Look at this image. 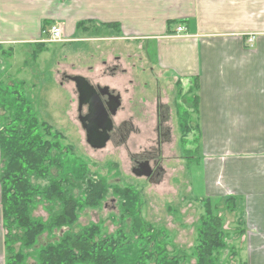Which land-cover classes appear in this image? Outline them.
Masks as SVG:
<instances>
[{"label": "rangeland", "instance_id": "obj_1", "mask_svg": "<svg viewBox=\"0 0 264 264\" xmlns=\"http://www.w3.org/2000/svg\"><path fill=\"white\" fill-rule=\"evenodd\" d=\"M101 1V4H97L92 0L89 2L36 0L34 7L43 18L66 20L64 24L72 39H67L64 35L67 42L49 43L45 52L37 54L36 58L33 57V52L36 50L35 43H14L9 45L10 48L3 46L0 50V84L4 86L11 81H23L22 93L29 101L32 111L41 122L51 125L53 130L64 135L65 141L62 143L71 147L73 156L81 158L93 173L107 178L109 182L140 190L143 218L156 228L167 231L171 241L169 250L173 245L175 250L190 254L195 240L197 221L202 214L198 200L206 196L203 190L205 181L203 182L202 166H208L211 159L220 158L219 153L212 152L210 137L204 138L205 148L202 149L200 143H192L195 140L192 132L188 136L191 143L185 147L192 154H185L178 145L177 119L174 114L171 115L168 105H171L172 85L178 76L176 70H184L191 66L190 53L186 51L182 53L181 50L178 63L172 64L174 69H166L167 71L164 72L165 70L159 69L156 64L157 45L162 40L135 37L133 35L136 33H131L129 30H138L143 34L156 32L159 24L161 27L164 26L167 10L158 8L155 11V17L152 15L149 20L154 21L152 18H156L157 21L154 28H151L139 17H123L115 4ZM154 6L160 5L154 0ZM147 12L141 7L136 11L143 16ZM114 17L122 18L124 26L120 25L121 28L86 26L83 28L84 31L77 28V24L83 20L93 19L96 23H102L105 18L112 20ZM8 18L15 24L14 17L8 16ZM43 37L44 34L40 35L38 40ZM2 51L6 52L2 54ZM107 52L113 56H122L121 66L123 69H133V79L136 84L127 94L117 91L122 100L123 97L127 98L133 93V101H122L118 110L123 112L120 117L129 118L120 120L119 116L113 117L114 133L111 141L101 150H92L86 143L84 131L77 119L74 85L63 79V75H75L81 71L83 75H87V68L100 64ZM189 79H182L185 90L188 89ZM156 94L163 103L168 102L166 106L169 119L164 121V125L169 133L167 139L160 145V152L157 148L158 136L155 130L157 118L154 112V96ZM140 100H145L147 104L135 105ZM195 115L191 113L192 121ZM119 124L123 132L122 141L117 132L120 130ZM192 156L194 158H190ZM135 160H148L152 166L156 161L163 171L155 180L137 178L131 172ZM219 188L224 192L223 182ZM219 197L225 198L227 195ZM220 210L224 218L223 228L232 235V242L225 241L231 243L237 251L236 258L230 260V264L247 262L251 257L246 250L249 248L242 247L239 255L240 240L233 239V230L240 214L238 211L227 213L223 207H220ZM115 212V201L109 198L102 209L83 212L76 229L90 222L104 220L103 232H113L115 225L111 224L108 216ZM34 216L43 219L47 217L41 207L35 210ZM47 242H50V239H46L45 236L40 237L36 248ZM225 256L228 260V252ZM189 258L186 264H194ZM28 264L33 263L29 261Z\"/></svg>", "mask_w": 264, "mask_h": 264}, {"label": "trees", "instance_id": "obj_2", "mask_svg": "<svg viewBox=\"0 0 264 264\" xmlns=\"http://www.w3.org/2000/svg\"><path fill=\"white\" fill-rule=\"evenodd\" d=\"M49 24L43 21L41 27L45 29ZM84 24L78 23L77 28ZM171 24L169 21L168 29ZM47 45L41 41L35 43L33 57L45 52ZM189 82L187 90L181 79L174 83L178 145L185 154H192L185 148L191 143L188 136L192 132L195 137L192 143H200L195 135L198 125L191 119V113L198 110L199 87L195 78ZM23 86V81L0 84V223L4 264L29 261L33 264H186L188 257L194 264H230L236 258L235 247L225 241L232 242V235L223 228L220 207L227 213L240 214L233 230V239L240 240L245 234L241 199L200 198L202 214L190 254L175 250L173 245L169 250L171 241L167 231L143 218L142 192L109 182L93 173L81 158L73 156L71 147L62 143L64 135L34 114L22 93ZM109 198L115 201L116 208L108 216L115 225L113 232H103L104 220L76 229L83 212L102 209ZM38 207L46 213V219L34 216ZM43 236L50 242L36 248Z\"/></svg>", "mask_w": 264, "mask_h": 264}, {"label": "crops", "instance_id": "obj_3", "mask_svg": "<svg viewBox=\"0 0 264 264\" xmlns=\"http://www.w3.org/2000/svg\"><path fill=\"white\" fill-rule=\"evenodd\" d=\"M35 1L0 0V47L10 48V44L20 42L38 43L55 23L62 24L65 37L72 39L64 24L66 20L43 18L36 12ZM92 1L102 3L101 0ZM103 2L115 4L123 17H139L151 28L157 21L156 18L149 20L152 15L155 17V11L158 8L167 10L166 16L163 14L165 24L162 27L159 24L156 32L129 31L136 33L135 37L162 40L157 45L156 64L164 72L174 69L172 64L178 63L181 50L182 53H190L191 66L177 69L175 81L197 80L198 110L193 120L198 125L196 134L202 149L205 148L204 138L210 137L212 152L220 156L209 160L208 166H202L205 197L227 195L241 199L245 234L240 239L239 255L245 246L251 254L247 262L241 263L264 264V0H155L160 6H154V0ZM139 7L148 11L147 14H137ZM8 16L14 17L15 24ZM109 19L105 18L102 23L93 19L83 20L81 23L85 24L81 29L86 26H124L120 17ZM43 21L50 23L45 29L41 27ZM169 21L172 24L168 29ZM177 26L183 27L184 32L176 35ZM43 34L45 37L38 40ZM104 57L100 64L87 68V75L82 71L78 75L89 76L116 92L127 94L132 91L136 84L133 69H123L120 55L113 56L107 52ZM172 88L174 92L175 84ZM123 99L132 102L133 93ZM157 100L154 97L156 118ZM174 100L175 93L168 106L176 118ZM138 103L147 104L145 100L135 105ZM122 113L118 111L116 116L127 120L129 117H120ZM221 182L224 192L219 188ZM0 264H4L1 223Z\"/></svg>", "mask_w": 264, "mask_h": 264}, {"label": "water", "instance_id": "obj_4", "mask_svg": "<svg viewBox=\"0 0 264 264\" xmlns=\"http://www.w3.org/2000/svg\"><path fill=\"white\" fill-rule=\"evenodd\" d=\"M78 95V111L81 112L82 106H87V115H79L78 119L85 131L87 145L94 150H101L106 147L110 132L113 129L112 118L116 115L121 105L119 95H109V100L104 103L98 92L82 76L71 78ZM108 90V88H105ZM111 96V97H110ZM137 178H150L153 174L148 162L137 164L131 170Z\"/></svg>", "mask_w": 264, "mask_h": 264}, {"label": "flooded vegetation", "instance_id": "obj_5", "mask_svg": "<svg viewBox=\"0 0 264 264\" xmlns=\"http://www.w3.org/2000/svg\"><path fill=\"white\" fill-rule=\"evenodd\" d=\"M63 76H64L63 79L67 80L68 82L70 81L71 83H73L71 81L72 77H74V76H82V75H78V74H75V75L64 74ZM82 77H84L89 82V84L95 88V90L98 92V95L100 96L101 100L104 103H107L108 100H109L108 93L111 96L112 95H114V96L115 95H119L118 92H116L113 89H110L106 85L101 84L97 80H94V79H91V78H88V77H85V76H82ZM73 85H74V83H73ZM105 88H108V90H106ZM74 90H75V93H76V102H77L76 111H77V119H78L79 115H82V116L87 115V106H82L81 112L78 111V108H79V106H78V98H77L78 95H77V91H76L75 85H74ZM173 93H175V90H174ZM154 97L158 98V100H157V121H156L155 130H156V133H157V136H158V138H157V148H158V152H160V145L163 143V141H165L167 139L168 133H169L168 130H167V127H165V125H164V123H165L164 121H167V119H169L168 118V108H167L166 104L161 101V98H159L158 94H156ZM120 102H121V105H122L121 97H120ZM121 105L118 108V110L121 108ZM118 110H117V112H118ZM117 112H116V114H117ZM115 116H113V117H115ZM113 117H111V118H113ZM78 121H79V119H78ZM112 123H113V129H112V131L109 134L110 138H109L108 142L111 141L112 134L114 133V121H112ZM80 125H81V123H80ZM118 127L120 128V130L117 131L118 132V136L120 135V141H122L123 132H122V129H121V125L119 124ZM82 130H83V128H82ZM84 135H85V131H84ZM90 149H92V148H90ZM92 150H94V149H92ZM143 162H148L150 167H151V169H152V172H153V174L151 175L150 178H148V180H155V178H158L160 176V174L163 171V169H162L161 166H158V163H156V161L154 162L155 166H154V164L152 166L148 160L147 161L146 160H135L134 161V167H136L137 164H140V163H143Z\"/></svg>", "mask_w": 264, "mask_h": 264}, {"label": "built area", "instance_id": "obj_6", "mask_svg": "<svg viewBox=\"0 0 264 264\" xmlns=\"http://www.w3.org/2000/svg\"><path fill=\"white\" fill-rule=\"evenodd\" d=\"M184 32V28L181 26H177L175 29L176 35ZM64 41L63 35V26L62 24L53 25L48 31V38L46 40L47 43H60ZM252 40L250 39L249 42Z\"/></svg>", "mask_w": 264, "mask_h": 264}]
</instances>
